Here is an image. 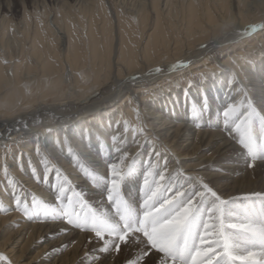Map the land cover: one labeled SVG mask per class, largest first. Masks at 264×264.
Returning <instances> with one entry per match:
<instances>
[{
  "label": "bare ground",
  "instance_id": "6f19581e",
  "mask_svg": "<svg viewBox=\"0 0 264 264\" xmlns=\"http://www.w3.org/2000/svg\"><path fill=\"white\" fill-rule=\"evenodd\" d=\"M114 2L120 7L116 12L109 0H57L54 18L45 10L32 20L22 0H12V5L0 0V152L9 144L13 152L26 154L23 172L13 164L12 155L8 160L29 199L35 194L50 201L54 191L31 175L28 155L43 173L42 158L35 151L39 137L42 152L69 173L74 184L90 192L94 205L103 206L99 187L80 174L66 148L61 153L55 141L67 136L84 154L85 165H94L103 174L108 153L95 136L88 143V132L105 134L106 126L121 118L134 124L137 108L148 134L175 154L185 169L203 165L205 171L196 174L209 177L228 195L264 189V165L258 162L255 171L246 169L234 141L216 126L220 110L234 95L228 86L233 70L254 98L264 86V65L232 63L249 53L250 58L262 53L256 45L264 43V32L242 39L238 33L241 24L264 21V7L255 15L247 12L243 0ZM20 7L28 17L16 23L8 12ZM27 52L31 59L23 60ZM180 62L185 67H170ZM213 72L215 78L208 75L176 89L184 79ZM134 76L139 79H129ZM65 81L70 82L67 90ZM204 93L210 109L196 127L189 119V106L199 103ZM21 120L28 124L26 129L17 123ZM49 127L53 132L46 131ZM2 175L0 171V200L8 206L10 193ZM126 192L136 196L137 184L129 183ZM59 227V222L29 221L14 210L0 212V252L13 264H80L85 248L93 245L85 244L86 233L73 230L64 235ZM73 238L76 242L69 243ZM126 255L102 259L123 264Z\"/></svg>",
  "mask_w": 264,
  "mask_h": 264
},
{
  "label": "snow or ice",
  "instance_id": "6c2138e0",
  "mask_svg": "<svg viewBox=\"0 0 264 264\" xmlns=\"http://www.w3.org/2000/svg\"><path fill=\"white\" fill-rule=\"evenodd\" d=\"M239 28L242 39L264 32V21L241 24ZM245 59L240 57L232 63L239 67L238 61ZM170 67L185 65L180 62ZM208 75L215 78L213 72L200 73L199 79L204 81ZM129 79L136 81L139 77ZM188 83L191 86L192 81ZM228 86L234 95L220 110V123L216 126L234 141L246 169L255 171L258 162L264 165V86L259 97L254 98L235 70ZM189 109V119L200 127L199 121L210 109L208 95L202 94L200 102L193 101ZM135 111L134 124L121 118L114 126H106L111 129L107 135L88 132V143L95 136L101 149L108 153L103 174H98L94 165H85L84 154L78 153L67 136L55 141L61 153L66 148L80 174L99 187L103 206L94 205L90 192L74 184L70 174L42 152L37 137L35 151L42 158L43 173L37 171L30 155L28 164L38 183L54 189L51 200L35 194L29 199L8 160L12 155L13 164L23 172L26 154L13 152L9 144H4L0 171L10 203L4 206L0 200V212L14 210L29 221L59 222L58 232L64 235L73 230L86 233L85 244L93 247L85 248L80 264H107L103 257L123 252L127 253L123 264H264V189L240 195L222 192L212 179L196 174L205 171L203 165L185 169L175 154L148 134L150 130L141 121L139 109ZM17 123L28 127L23 120ZM46 131L51 133L53 129ZM129 183L137 184L135 197L126 192ZM75 242L73 238L69 243ZM60 247L66 249L68 244ZM0 264L13 261L0 252Z\"/></svg>",
  "mask_w": 264,
  "mask_h": 264
},
{
  "label": "rangeland",
  "instance_id": "374dc122",
  "mask_svg": "<svg viewBox=\"0 0 264 264\" xmlns=\"http://www.w3.org/2000/svg\"><path fill=\"white\" fill-rule=\"evenodd\" d=\"M5 1H8V2H12V0H3V2H5ZM27 6H29V7H27V12H29L28 14H29V17H31V19L32 20H35V17L36 16H34V15H41V13H43L45 10H47L48 11V14L50 15V17L52 18H54L55 16H56V8L58 7V3H57V0H22ZM71 1H73V0H71ZM243 1H245V9L247 10V12H251V14H254L255 12H256V14L255 15H257V14H259L260 15V12H261V10H263V7H264V0H249V1H247V0H243ZM247 2V3H246ZM260 3V4H259ZM13 3H11V5H12ZM250 4V5H249ZM109 5H110V7H111V9H113L114 10V12H116L115 10H120V7H118V6H115L116 4H115V2H114V0H109ZM113 5V6H112ZM259 5V6H258ZM45 6V7H44ZM249 9V11H248V9ZM258 9V10H257ZM260 10V11H259ZM28 14H27V16L23 13V10H22V8L20 7L19 8V11H17V12H8V15H9V17L11 18V20L12 21H15L16 23H18V22H20L21 20L23 21L24 20V18L25 17H28ZM232 23H233V21H232ZM230 24V25H234V23L233 24ZM23 38L22 39H25L24 37V35L22 36ZM261 43H258L256 46H257V48H260V49H257V50H262L261 52L262 53H260V55L259 56H257V57H252V58H250V56H249V54L248 55H245L244 57H247V59H245V63H247L246 61H248L249 62V64H250V66H251V68H257L258 66H260L261 64H262V66L264 65V43H262V45H260ZM258 46H260V47H258ZM263 46V47H262ZM27 48V47H26ZM255 49V50H256ZM27 55H25V56H23L22 57V59L24 60L25 58H26V56L29 58V59H31V56L30 55H28V52L26 53ZM249 56V57H248ZM262 56V57H261ZM258 58V59H257ZM251 59V60H250ZM250 60V61H249ZM254 60V61H253ZM216 75V74H215ZM84 78V77H83ZM83 78H81V80L83 79ZM195 79H199V76H194V78H193V80H192V84H193V82L195 81ZM86 80V79H85ZM82 82H83V80H82ZM63 84H64V86H65V90H67L69 87H70V82H68V81H65V82H63ZM191 84V85H192ZM68 85V86H67ZM176 86V89L178 88V89H182L183 87L182 86H186V87H190V85H189V83H188V80H186V79H184L181 83H178V84H176L175 85ZM174 86V87H175ZM33 91H31L30 93H32ZM34 92H36V90L34 91ZM110 130V129H109ZM109 130H107V128L105 129V132H109ZM101 132V131H100ZM104 132V133H105ZM68 133H70V132H68ZM107 133H105L104 135H107ZM99 158V157H98ZM135 179V178H134ZM131 196H133V197H135V195H131Z\"/></svg>",
  "mask_w": 264,
  "mask_h": 264
}]
</instances>
